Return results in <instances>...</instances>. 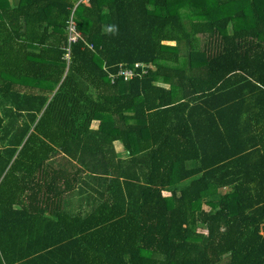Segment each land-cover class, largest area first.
I'll return each instance as SVG.
<instances>
[{
	"label": "trees",
	"instance_id": "trees-1",
	"mask_svg": "<svg viewBox=\"0 0 264 264\" xmlns=\"http://www.w3.org/2000/svg\"><path fill=\"white\" fill-rule=\"evenodd\" d=\"M76 2L0 0V264H264V0Z\"/></svg>",
	"mask_w": 264,
	"mask_h": 264
},
{
	"label": "built area",
	"instance_id": "built-area-1",
	"mask_svg": "<svg viewBox=\"0 0 264 264\" xmlns=\"http://www.w3.org/2000/svg\"><path fill=\"white\" fill-rule=\"evenodd\" d=\"M80 2L81 3H88V2H90V0H79V3ZM79 38H80V33L77 30L76 20L73 19V14H71L70 20H69L68 26H67L68 47H67V53L65 54L66 59L69 58V52H70L69 51V45L71 43L76 42ZM89 47L92 48L91 45H89ZM119 66H120V68L118 69V71L115 75L112 73L110 74V77H112L113 79H114V77H121L123 80H128V79H131L137 73L143 74L147 71V65H145L143 63H139V62L134 63V65L132 67H122L121 65H119Z\"/></svg>",
	"mask_w": 264,
	"mask_h": 264
},
{
	"label": "crops",
	"instance_id": "crops-1",
	"mask_svg": "<svg viewBox=\"0 0 264 264\" xmlns=\"http://www.w3.org/2000/svg\"><path fill=\"white\" fill-rule=\"evenodd\" d=\"M79 3V0H77V2L74 4V6L70 9V13H69V15H68V18H67V20H66V31H67V26H68V22H69V20H70V16H71V14H73V19H75V20H77V14H76V12H75V9L74 8H76L75 6L77 5ZM173 44H174V42H172ZM89 45H91V44H89ZM92 46V45H91ZM93 48V47H92ZM64 199H65V203H64V205L70 210V211H72V210H74V209H71V207H70V204H69V202L70 201H74V205H75V210L77 211V209L80 207V205L78 206V200L77 199H79L78 197H76V196H74L73 194H71V192H69V190H66V192L64 193ZM83 208V207H82Z\"/></svg>",
	"mask_w": 264,
	"mask_h": 264
},
{
	"label": "rangeland",
	"instance_id": "rangeland-1",
	"mask_svg": "<svg viewBox=\"0 0 264 264\" xmlns=\"http://www.w3.org/2000/svg\"><path fill=\"white\" fill-rule=\"evenodd\" d=\"M234 5H235V4H234ZM169 44H173V43L171 42V43H169ZM96 123H97V122H95V124H96ZM116 149H117V151L120 152V153L123 152L122 147H121L119 144H117V143H116Z\"/></svg>",
	"mask_w": 264,
	"mask_h": 264
}]
</instances>
